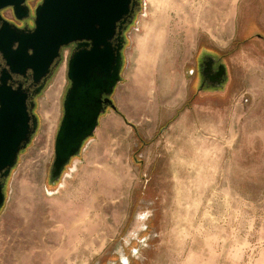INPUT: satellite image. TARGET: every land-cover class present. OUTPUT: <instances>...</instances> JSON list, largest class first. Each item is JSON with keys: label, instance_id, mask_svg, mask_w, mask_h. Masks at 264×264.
Wrapping results in <instances>:
<instances>
[{"label": "rangeland", "instance_id": "374dc122", "mask_svg": "<svg viewBox=\"0 0 264 264\" xmlns=\"http://www.w3.org/2000/svg\"><path fill=\"white\" fill-rule=\"evenodd\" d=\"M137 1L117 111L53 184L70 47L36 97L3 188L0 264H264V0ZM205 56L225 77L200 89Z\"/></svg>", "mask_w": 264, "mask_h": 264}, {"label": "water", "instance_id": "95a60500", "mask_svg": "<svg viewBox=\"0 0 264 264\" xmlns=\"http://www.w3.org/2000/svg\"><path fill=\"white\" fill-rule=\"evenodd\" d=\"M27 0H0V11L11 7L16 19L29 17ZM137 0H41L33 9L30 29L0 27V210L5 202V181L38 125L35 102L21 83H8L12 75L28 72L40 93L61 60L64 47L74 44L67 61L69 86L54 139L48 181H58L70 160L98 125L100 115L115 108L110 96L120 81L123 32L138 7ZM0 14V20H2ZM4 23H7L4 21ZM214 58L205 61L211 69ZM225 66L220 63L211 85H220Z\"/></svg>", "mask_w": 264, "mask_h": 264}, {"label": "flooded vegetation", "instance_id": "af4514ba", "mask_svg": "<svg viewBox=\"0 0 264 264\" xmlns=\"http://www.w3.org/2000/svg\"><path fill=\"white\" fill-rule=\"evenodd\" d=\"M30 2H31V0L26 1V3L28 4V7H29V17L26 19H22V20L16 19L13 15L11 7H6L4 9H2L0 11V14H1L3 19L0 20V27L3 24H6L8 26H16L19 28H24L25 30L32 28L33 27L32 16H33V9L35 6L32 7ZM6 11H9L10 16H8L5 13ZM4 21L7 23H4ZM67 47H70L72 50L74 48V44H70ZM210 58H212V57L205 56V58L200 61V64L199 63L197 64V67H198L197 72L200 75V80H201L200 81V87H199L200 89L212 86L211 82L209 81L208 76L213 75L217 71L218 65L220 64V61L216 62V60L214 59V62L211 64V69L208 71L207 70V64L205 63V61L210 60ZM4 68H5L4 60L0 57V76H1V74H2L1 72ZM225 70H226V68H225ZM224 77H225V74L222 75L221 82L224 80ZM8 83L11 84L13 87H15L18 83H21L23 88H25L28 91L27 93L29 94L30 99H32L35 102L36 97L38 96L39 93L36 95H32V92L38 86V83L35 84L33 82L32 78H31V73L28 72L26 77H22L20 75H14L13 74L11 79L8 80ZM212 87H214V86H212ZM33 110H34V108H33Z\"/></svg>", "mask_w": 264, "mask_h": 264}, {"label": "crops", "instance_id": "0c3cea01", "mask_svg": "<svg viewBox=\"0 0 264 264\" xmlns=\"http://www.w3.org/2000/svg\"><path fill=\"white\" fill-rule=\"evenodd\" d=\"M142 86V85H141ZM140 97H139V100L141 101V104L139 105V106H137L136 107V109H137V113L138 114H143L142 112H141V110H144V111H150V106H149V102L147 101V98H146V95L145 94H141V95H139ZM130 100H131V102L133 101V102H137L135 99H131L130 98ZM152 102V101H151ZM146 109V110H145Z\"/></svg>", "mask_w": 264, "mask_h": 264}, {"label": "trees", "instance_id": "16d2710c", "mask_svg": "<svg viewBox=\"0 0 264 264\" xmlns=\"http://www.w3.org/2000/svg\"><path fill=\"white\" fill-rule=\"evenodd\" d=\"M113 110L117 111V109H116V108H113ZM100 116H101V115H100ZM87 139H88V138H87ZM87 139H86V140H87ZM86 140H85V141H86ZM85 141H84V142H85Z\"/></svg>", "mask_w": 264, "mask_h": 264}, {"label": "bare ground", "instance_id": "6f19581e", "mask_svg": "<svg viewBox=\"0 0 264 264\" xmlns=\"http://www.w3.org/2000/svg\"><path fill=\"white\" fill-rule=\"evenodd\" d=\"M29 225H31V224H29Z\"/></svg>", "mask_w": 264, "mask_h": 264}]
</instances>
